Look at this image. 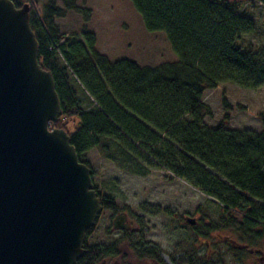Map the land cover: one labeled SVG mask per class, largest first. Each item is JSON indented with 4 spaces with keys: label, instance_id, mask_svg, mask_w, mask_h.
I'll return each mask as SVG.
<instances>
[{
    "label": "trees",
    "instance_id": "obj_1",
    "mask_svg": "<svg viewBox=\"0 0 264 264\" xmlns=\"http://www.w3.org/2000/svg\"><path fill=\"white\" fill-rule=\"evenodd\" d=\"M12 1L16 8L25 3ZM61 1L63 8L46 0L41 13L27 2L29 26L39 66L51 73L62 110L50 128L67 133L92 178L95 171L87 153L97 150L116 164L115 149L127 161L162 169L217 200L219 216L210 226L236 224L226 222V212H250L264 223V113L258 115L263 128L259 133L229 129L227 114L216 126H208L211 110L203 102L205 93L221 84L244 90L264 86V47L237 44L255 28L242 7L264 5V0H129L146 31L162 32L177 57L156 67L126 59L110 62L95 49L93 33L68 36L55 20L73 10L88 21L90 11L74 0ZM221 104L230 109L225 98ZM93 189L103 211L116 213L114 200L100 194L97 185ZM94 229L87 230L83 255L75 264H98L114 254V241L88 245Z\"/></svg>",
    "mask_w": 264,
    "mask_h": 264
},
{
    "label": "water",
    "instance_id": "obj_2",
    "mask_svg": "<svg viewBox=\"0 0 264 264\" xmlns=\"http://www.w3.org/2000/svg\"><path fill=\"white\" fill-rule=\"evenodd\" d=\"M29 11L0 0V264H75L103 207L67 133L50 128L62 110Z\"/></svg>",
    "mask_w": 264,
    "mask_h": 264
},
{
    "label": "rangeland",
    "instance_id": "obj_3",
    "mask_svg": "<svg viewBox=\"0 0 264 264\" xmlns=\"http://www.w3.org/2000/svg\"><path fill=\"white\" fill-rule=\"evenodd\" d=\"M19 1L30 3L40 13L46 2V0ZM55 1L58 8L64 7L61 0ZM74 2L76 6L90 11L89 20L85 21L81 14L70 10L64 17L55 20V23L68 36L80 38L83 30L93 33L95 49L110 62L126 59L141 67H156L177 61L166 36L162 32L146 31L141 17L129 0H74ZM242 9H246L249 16L253 17L255 28L251 34L242 36L237 44L241 47L247 45L254 48L264 47V5L256 3L252 8L244 5ZM78 95L86 107L85 95L80 90ZM223 98L229 104V110L223 109L221 104ZM203 102L211 110V117L205 119L208 126H216L227 114L229 129L255 133L263 130L258 115L264 113V86L256 90H244L231 84H221L215 90L206 92ZM72 123L73 121H70V128ZM113 151L114 156H117L116 164L101 156L97 150H92L86 155L91 168L95 171L93 184L97 185L100 194L114 200L117 210L116 213L109 210L102 212L88 245L104 246L112 243L118 235L110 233L109 229L114 217L122 212L128 215L129 220L140 226L142 240L161 249L164 261L172 252L174 244L188 241L190 229L184 231L180 228L182 216L191 217L194 210L200 207L209 214L210 220H217L220 212L217 200L205 196L162 169H148L143 163L127 161L117 154L115 149ZM145 171L147 174H144ZM252 203L254 206L260 205L255 201ZM208 241L212 243L215 240ZM205 248L204 245H200L201 253ZM221 249L220 247L219 250ZM223 261L225 264H240L226 256ZM101 263L102 261L98 264ZM115 263V260L110 258L104 264ZM121 264L125 263L122 261Z\"/></svg>",
    "mask_w": 264,
    "mask_h": 264
},
{
    "label": "flooded vegetation",
    "instance_id": "obj_4",
    "mask_svg": "<svg viewBox=\"0 0 264 264\" xmlns=\"http://www.w3.org/2000/svg\"><path fill=\"white\" fill-rule=\"evenodd\" d=\"M198 209L190 217L195 220L193 226L187 223L188 216L180 218V228L184 231L190 229L188 241L174 244L165 262L159 247L141 239L140 226L129 220L126 213H118L114 219L125 214V224L129 229L114 230L113 219L109 231L118 235L114 240L116 250L101 264L110 258L115 260V264H121L122 261L125 264H225V256L240 264H264V223L256 216L247 214L250 212L239 215L226 212V222L234 221L236 224L213 227L210 226L209 216L206 217L204 211ZM209 239L215 241L210 243ZM200 245L206 247L203 253ZM220 247L223 250H219Z\"/></svg>",
    "mask_w": 264,
    "mask_h": 264
},
{
    "label": "bare ground",
    "instance_id": "obj_5",
    "mask_svg": "<svg viewBox=\"0 0 264 264\" xmlns=\"http://www.w3.org/2000/svg\"><path fill=\"white\" fill-rule=\"evenodd\" d=\"M100 217V216H99Z\"/></svg>",
    "mask_w": 264,
    "mask_h": 264
}]
</instances>
